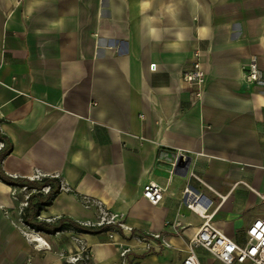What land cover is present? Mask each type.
<instances>
[{
    "label": "crops",
    "instance_id": "crops-1",
    "mask_svg": "<svg viewBox=\"0 0 264 264\" xmlns=\"http://www.w3.org/2000/svg\"><path fill=\"white\" fill-rule=\"evenodd\" d=\"M139 2L0 0V152L11 145L2 171L60 180L40 220L99 227L88 198L121 224L37 231L49 244L38 251L21 234L31 231L21 220L29 190L0 180V264H68L80 243L89 264H122L119 245L131 249L126 264H181L204 221L189 207L196 197L238 244L264 216V108L245 103L264 88L244 80L252 57L264 74V0H178L190 29L179 52L165 47L170 36L142 38ZM195 55L205 73L199 101L183 80ZM177 151L185 170L174 168ZM148 182L163 188L157 205L142 195ZM132 234H159L165 246L147 251ZM195 252L201 264H221Z\"/></svg>",
    "mask_w": 264,
    "mask_h": 264
},
{
    "label": "built area",
    "instance_id": "built-area-1",
    "mask_svg": "<svg viewBox=\"0 0 264 264\" xmlns=\"http://www.w3.org/2000/svg\"><path fill=\"white\" fill-rule=\"evenodd\" d=\"M195 61L192 64L191 69L183 75V80L194 87L193 99L199 101L203 94V81L205 77L204 70L198 60V55H195ZM244 80L246 83L255 85L257 87L264 88V74L258 69L255 57H252L247 65L244 73ZM176 162L178 159L184 160L185 155L181 151H177L175 154ZM175 165V163H174ZM41 176L36 175L33 180H40ZM61 190V187H60ZM24 191L28 190L24 188ZM42 192L47 193L48 188H43ZM163 188L155 183L148 182L144 185L142 190L143 197L152 205H157L163 197ZM28 195L25 196L27 200ZM200 196L196 197L189 207L204 219L203 223L199 227L197 233L189 239L188 250L185 258L181 264H201L196 255L195 249L201 248L212 258L219 261L221 264H264V216L259 217L252 221V223L246 229V240L243 244H238L232 241L230 238L223 235L217 230L210 221V216L204 214V207L199 203ZM85 207L95 206L99 212V221L97 225H117L121 227L119 222L113 220V216L109 214L101 203L88 198L83 199ZM27 201L22 204V207H26ZM24 227V226H22ZM28 228H22L21 234L33 242L36 250L49 249V244L39 236L37 231ZM112 238V234L109 235ZM130 239L136 243L142 245L145 250L151 248L152 243L160 241V246H165L163 238L159 234L150 236L132 234ZM43 241V243H41ZM80 243V242H79ZM120 256L122 258V264H126L125 258L130 253L131 249L119 245ZM90 254L86 247L80 243V249L68 259V264H89ZM24 264H33L31 258H28Z\"/></svg>",
    "mask_w": 264,
    "mask_h": 264
},
{
    "label": "trees",
    "instance_id": "trees-1",
    "mask_svg": "<svg viewBox=\"0 0 264 264\" xmlns=\"http://www.w3.org/2000/svg\"><path fill=\"white\" fill-rule=\"evenodd\" d=\"M11 145L7 144V148L0 152V180L10 186L18 188H26L29 190L27 205L22 209L21 220L29 228L46 234H54L61 230H73L76 232L94 234L102 232L111 225H102L99 227L81 225L68 218L61 217L54 222H48L39 219L40 210L49 206L55 196L60 191V180L53 177H42L39 181H31L25 178H13L4 174L1 169L2 159L10 152ZM48 188L47 193H43L42 189Z\"/></svg>",
    "mask_w": 264,
    "mask_h": 264
},
{
    "label": "clouds",
    "instance_id": "clouds-1",
    "mask_svg": "<svg viewBox=\"0 0 264 264\" xmlns=\"http://www.w3.org/2000/svg\"><path fill=\"white\" fill-rule=\"evenodd\" d=\"M14 2L19 7L20 0H14ZM154 4L155 0H140L139 2L142 38L149 43L159 45L170 36L171 40L165 44V47L175 52L182 51L190 40V29L180 19L181 11L178 0H161L159 6H154ZM28 11L31 13L33 7L30 6ZM165 21L169 23L166 25ZM245 103L250 105L254 111L264 108V95L257 94L253 100Z\"/></svg>",
    "mask_w": 264,
    "mask_h": 264
},
{
    "label": "water",
    "instance_id": "water-1",
    "mask_svg": "<svg viewBox=\"0 0 264 264\" xmlns=\"http://www.w3.org/2000/svg\"><path fill=\"white\" fill-rule=\"evenodd\" d=\"M186 166H187V161L185 159L184 160L178 159L174 168L178 169L182 167L185 170Z\"/></svg>",
    "mask_w": 264,
    "mask_h": 264
},
{
    "label": "snow or ice",
    "instance_id": "snow-or-ice-1",
    "mask_svg": "<svg viewBox=\"0 0 264 264\" xmlns=\"http://www.w3.org/2000/svg\"><path fill=\"white\" fill-rule=\"evenodd\" d=\"M41 243H43V241Z\"/></svg>",
    "mask_w": 264,
    "mask_h": 264
}]
</instances>
